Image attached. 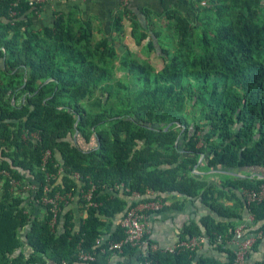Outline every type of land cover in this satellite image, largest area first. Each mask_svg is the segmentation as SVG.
<instances>
[{"label": "trees", "instance_id": "16d2710c", "mask_svg": "<svg viewBox=\"0 0 264 264\" xmlns=\"http://www.w3.org/2000/svg\"><path fill=\"white\" fill-rule=\"evenodd\" d=\"M29 1L0 0V264H234L240 225L243 238L262 233L246 261L264 264L252 259L264 196L246 198L264 185V0H194L187 14L143 13L145 24L127 6L108 33L73 15L35 27L44 3ZM126 35L160 68L136 57ZM195 171L225 174L209 183ZM56 194L71 199L53 223L43 198ZM76 195L86 217L76 229L69 211L60 229ZM188 200L213 214L186 224L172 252L149 235L148 246L109 250L130 209L180 211ZM203 237L223 261L180 246Z\"/></svg>", "mask_w": 264, "mask_h": 264}, {"label": "crops", "instance_id": "0c3cea01", "mask_svg": "<svg viewBox=\"0 0 264 264\" xmlns=\"http://www.w3.org/2000/svg\"><path fill=\"white\" fill-rule=\"evenodd\" d=\"M194 0H129L128 9L131 11L132 16L137 17L138 20L145 24V18L143 13L152 15H162L170 10L179 11L182 13H190L192 10L191 4ZM121 4L118 0H48L42 5L39 15L34 19L35 27H48L52 25V21L56 15H73L74 17L81 19L85 22H90L92 27L96 30H101L104 33L110 31L112 19L121 12ZM156 25L161 26L162 22L155 21ZM125 30H128V23L124 21ZM128 32V31H127ZM233 173V172H232ZM230 172L227 173L231 176ZM198 176H207L208 182H219L220 175H224L223 171H211L204 173L201 171H195ZM238 177H243L239 173H235ZM34 187V186H33ZM29 187L30 189L33 188ZM118 191H122L118 189ZM114 192L110 190V193ZM123 197V194H118ZM138 196L132 198H125L127 202L131 199H138ZM78 195L72 198L71 203L63 210L59 228L62 229L64 219L63 216L67 212L71 211L74 217L76 229L80 226L81 217L85 218L86 214L82 215L78 210ZM26 206V212L32 214V216L42 218L43 210L41 207L31 206L29 200ZM129 203V202H128ZM174 203V200L167 201V205ZM227 205L231 203L225 202ZM213 214L212 211L201 204L199 201L188 200L184 204L183 208L179 211L169 208L168 210L158 212H148L146 220L147 235L151 237L157 244L161 246L172 245L178 241L179 231L190 221H199L200 218ZM119 222L116 220L115 224ZM249 222L246 220V225ZM243 224V225H245ZM238 227H241L238 226ZM237 227V228H238ZM198 247V253L204 256H212L221 261L225 259L224 255L216 251L212 244L209 243L207 238H202ZM230 248L235 251V244H229ZM264 258V239L261 241L256 252L252 254V259L261 260Z\"/></svg>", "mask_w": 264, "mask_h": 264}, {"label": "built area", "instance_id": "2783aa9c", "mask_svg": "<svg viewBox=\"0 0 264 264\" xmlns=\"http://www.w3.org/2000/svg\"><path fill=\"white\" fill-rule=\"evenodd\" d=\"M48 0H30L29 5H38L47 2ZM121 4L122 8H125L129 4V0H118ZM49 157V152H47L43 159V164H45L47 158ZM15 184L14 182H12ZM34 188V187H33ZM32 188V189H33ZM264 196V185L261 187L260 191L250 192L246 194V198L248 202H252L255 199L259 200ZM91 191L86 195V199L90 200ZM65 199H71V196L68 194L66 196H62L60 194H56L53 198H43L44 204H49L52 207L54 212L53 223L55 222V215L57 210L59 211V203L61 201H65ZM161 209V205L159 202H147L144 204H140L139 206L130 209L126 215L119 221L121 228L124 230V238L116 243L109 244V250L121 252L123 246H132V247H141L148 246V243L144 240L147 235L146 229V220L147 214L145 212L148 211H158ZM251 219V218H250ZM245 227L241 226L235 230V239L233 240V244H235V261L234 264H248L246 261V257L252 249V246L257 238L262 236V233L259 232L256 235H249L248 237L243 238V229ZM202 239V238H201ZM200 239V240H201ZM200 240L192 239L189 243H180V246H185L190 249L197 248ZM175 246H166L163 247V251L172 252ZM149 248V247H148ZM158 245H151L150 249L157 250ZM84 260H92L89 256L80 255Z\"/></svg>", "mask_w": 264, "mask_h": 264}, {"label": "rangeland", "instance_id": "374dc122", "mask_svg": "<svg viewBox=\"0 0 264 264\" xmlns=\"http://www.w3.org/2000/svg\"><path fill=\"white\" fill-rule=\"evenodd\" d=\"M124 40L127 43V46L129 47V49H132L133 52L136 54V57H139L142 60H147L156 69L160 68L161 60L158 58V56L155 53H152L150 55L147 54L142 46L140 47L135 46L133 41L128 35L125 36Z\"/></svg>", "mask_w": 264, "mask_h": 264}, {"label": "water", "instance_id": "95a60500", "mask_svg": "<svg viewBox=\"0 0 264 264\" xmlns=\"http://www.w3.org/2000/svg\"><path fill=\"white\" fill-rule=\"evenodd\" d=\"M77 124V123H76ZM76 124L74 126H76Z\"/></svg>", "mask_w": 264, "mask_h": 264}]
</instances>
